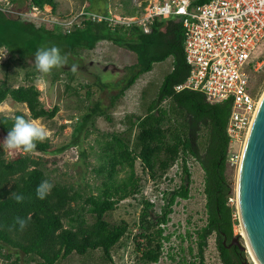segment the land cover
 <instances>
[{"label": "trees", "instance_id": "trees-1", "mask_svg": "<svg viewBox=\"0 0 264 264\" xmlns=\"http://www.w3.org/2000/svg\"><path fill=\"white\" fill-rule=\"evenodd\" d=\"M25 13L44 6L55 12L54 0H25ZM106 5V0H102ZM209 0H195L202 4ZM14 5V0H10ZM92 2V0H88ZM0 4V48L6 50L11 59L34 62V53L38 48L56 46L62 57L73 56L80 50H91L97 42H109L135 55V62L124 68L121 87L110 96V107L121 98L137 78L152 70L156 63L171 60L170 70L162 77L155 97L148 103L144 116L131 120L137 127L136 141L138 150L133 151L117 134H105L106 139L100 144V163L95 173L100 183L95 193L84 194L79 188L52 184L44 199L36 196V187L42 180H47L41 163L28 155L16 156L10 160L3 158L0 151V250L2 245L18 249L22 254L38 264H57L60 259L75 254L84 256L92 251H100L107 264H115L112 249L122 238H132L134 264H155L161 255V243L166 238L165 228L173 212L177 199L186 200L190 191V170L188 159H192L203 173V195L205 199V224L195 230V252L187 248V256L181 255L177 264H204V249L209 236L214 235L218 258L221 264H241L235 256L238 249L226 250L225 244L233 237L232 227L237 225L232 198V185L226 178L228 165V139L225 133L226 122L230 113V100L209 103L198 91L183 89L175 92L174 87L181 84L188 67L183 55V29L178 17L155 19L144 33L136 24L112 26L108 21H96L80 15L79 23L73 22L64 29L57 21L50 26H35L28 20L16 17L13 6H6L3 13ZM142 3L138 9L126 11L132 16L142 12ZM107 16L106 11L102 12ZM259 60V59H258ZM54 69V68H53ZM52 69V70H53ZM52 82L58 80V73L52 72ZM68 80L73 79V71H64ZM59 72V73H60ZM36 73H24V84L15 87L5 80H0V104L10 98L28 110V115L15 112L13 116L0 115V133L4 136L10 130L17 116L26 120L52 119L57 106L46 108L39 100L40 92L32 83ZM253 91L256 83L254 73L251 76ZM67 86V85H66ZM85 98L92 95V86L85 84ZM166 104L161 109V105ZM109 115L98 104L87 106L86 111L75 122L74 138L92 126L94 117ZM49 148L47 140L35 141L34 150L45 152ZM138 161L142 173L151 181H159L177 162L180 167L179 184L161 192V205L156 212L154 205L142 196L140 177L135 174L134 165ZM123 170L124 176L118 173ZM16 195L22 196L20 201ZM139 195L138 197H136ZM125 199H135L141 210L132 228L130 223L121 220L109 223L105 216L115 210ZM88 214L90 223L84 217ZM25 218L23 228L16 221ZM188 237V234H187ZM181 238V237H180ZM183 239V238H181ZM225 239V244L222 243ZM180 253L183 249L180 248ZM1 256V254H0ZM175 262V255L168 254ZM188 258V259H187Z\"/></svg>", "mask_w": 264, "mask_h": 264}, {"label": "rangeland", "instance_id": "rangeland-1", "mask_svg": "<svg viewBox=\"0 0 264 264\" xmlns=\"http://www.w3.org/2000/svg\"><path fill=\"white\" fill-rule=\"evenodd\" d=\"M14 1V5H11L10 0H0V4H3L1 6L3 13L7 14L8 12L5 9L6 6H13L15 10L20 11L16 13V17L20 20L31 21L35 26L42 24L50 26L57 21L64 29H68L73 22L79 23L81 12L103 15L102 12L106 11L110 18L116 20L127 17L126 11L133 8L138 9L142 3H145L146 6L150 0H106V5L102 0H92L90 3L88 0H54L56 2L54 13H51L48 6H44L42 10L31 8L25 13L23 10L26 8V1ZM137 11L136 15L141 13ZM8 58V53L0 58V80H5L9 85L15 87L27 83L23 81L24 73H36L32 83L40 92V102L46 108L55 105L58 107V111L50 120H30L38 123L46 131L47 135L43 140H47L49 144L47 151L40 152L33 149L26 153L21 148L9 149L0 142L3 158L10 160L16 156L28 155L41 163L47 181L51 185L60 184L79 188L84 194L95 193V188L100 183L101 179L94 170L100 163L99 148L101 142L106 139L105 134H117L131 150L137 152V127L131 125V120L144 116L148 103L155 97L162 77L169 72L171 64L170 59L154 64L150 72L140 75L135 83L116 101L115 105L110 107V96L120 89V81L125 73L124 68L135 62V55L129 51L113 46L109 42H97L91 50H80L75 56L66 54L65 63L52 70V72L60 74L58 80L54 82L51 80V72L38 73L32 60L26 59L21 62L11 59L10 63L6 65L5 60ZM73 65H75V71L72 70ZM255 68V94L260 97L264 91V53ZM61 69L73 71V79L68 80L66 75L60 72ZM85 84L92 86V95L89 99L85 98V88H82ZM95 103L109 115V120L100 116L94 117L92 126L88 123L86 127V130H90V134L86 136L85 131H81L74 138L75 122L86 111L87 106ZM161 106L162 109L166 104ZM18 111L28 115V110L24 105L16 103L10 98H6L0 104V115L11 117ZM4 137L0 133V140H3ZM240 149L238 150L239 154ZM238 162L239 159L236 161L234 159L232 163L228 162L226 169V178L233 188V196L228 202L230 205H234V208ZM187 165L191 175L189 198L186 200L177 199V203L172 207L173 212L169 215L170 220L164 232L166 238L161 243V255L155 264H177L176 261L181 255L187 256L188 247H192L195 252L194 232L205 224L203 173L192 159H188ZM134 169L135 174L141 178L142 196L152 202L153 209L158 212L161 205V192L170 190L179 184L181 174L179 163L177 162L156 182L151 181L142 173L138 161L135 162ZM124 174V171L121 170L118 177L121 178ZM140 210L141 207L135 199H125L117 205L115 210L109 212L105 219L111 224L124 220L130 223L132 234H137V229L132 228L131 223L137 219ZM234 215L237 216L236 209ZM84 217L90 223L89 215L85 214ZM240 230L242 229L238 224L234 225L232 234L238 235ZM239 242L244 243L243 237H239ZM180 248L183 249L182 254ZM111 253L115 264H134L132 238H122ZM169 253L175 255V262L167 257ZM0 254V264H38L18 249L10 246L2 245ZM243 255L245 262L253 264L246 251L243 252ZM57 264L107 263L103 260L100 251H92L84 256L72 254L65 259H60ZM204 264H221L214 235L207 239L204 249Z\"/></svg>", "mask_w": 264, "mask_h": 264}, {"label": "built area", "instance_id": "built-area-1", "mask_svg": "<svg viewBox=\"0 0 264 264\" xmlns=\"http://www.w3.org/2000/svg\"><path fill=\"white\" fill-rule=\"evenodd\" d=\"M142 10L116 20L90 12L80 15L112 26L136 24L144 33L155 19L180 18L188 74L174 90L201 92L209 103L230 100L228 162L240 160L260 103L251 76L264 53V0H150Z\"/></svg>", "mask_w": 264, "mask_h": 264}, {"label": "water", "instance_id": "water-1", "mask_svg": "<svg viewBox=\"0 0 264 264\" xmlns=\"http://www.w3.org/2000/svg\"><path fill=\"white\" fill-rule=\"evenodd\" d=\"M235 209L245 238L241 244L240 235H233L231 244L239 252H245L248 247L258 263L264 264V95L238 163Z\"/></svg>", "mask_w": 264, "mask_h": 264}, {"label": "clouds", "instance_id": "clouds-1", "mask_svg": "<svg viewBox=\"0 0 264 264\" xmlns=\"http://www.w3.org/2000/svg\"><path fill=\"white\" fill-rule=\"evenodd\" d=\"M6 50L0 48V58L6 55ZM65 63L64 57L56 46L41 47L34 53L35 69L40 74L49 73L54 67H60ZM75 71V65L72 68ZM47 133L42 126L35 121L26 120L23 116H17L7 135L0 140L7 148H21L24 152H30L35 148V141L43 140ZM52 185L47 180H42L36 187V196L44 199ZM15 199L20 201L22 196L16 195ZM17 223L21 228L25 226L26 219L17 217Z\"/></svg>", "mask_w": 264, "mask_h": 264}, {"label": "flooded vegetation", "instance_id": "flooded-vegetation-1", "mask_svg": "<svg viewBox=\"0 0 264 264\" xmlns=\"http://www.w3.org/2000/svg\"><path fill=\"white\" fill-rule=\"evenodd\" d=\"M214 241H215V239H214ZM231 242H232V238L229 240V242H227V244H225V239H223V241H222V243L225 244L224 246H225L226 250L234 251V249H236V247L233 244H231ZM217 254H218V252H217ZM235 256L239 258V261L241 264L245 263V259H244L245 257L243 255V252L236 251Z\"/></svg>", "mask_w": 264, "mask_h": 264}, {"label": "bare ground", "instance_id": "bare-ground-1", "mask_svg": "<svg viewBox=\"0 0 264 264\" xmlns=\"http://www.w3.org/2000/svg\"><path fill=\"white\" fill-rule=\"evenodd\" d=\"M263 95H264V91L262 92V94H261V96H260V101H261ZM259 104H260V103H259ZM239 234H240L241 237L245 238V235H244V233H243V230H240ZM246 253H247V255L249 256V259H250V261H251L253 264H259L258 261H257V259L254 257L253 253L251 252V250H250L248 247L246 248Z\"/></svg>", "mask_w": 264, "mask_h": 264}]
</instances>
